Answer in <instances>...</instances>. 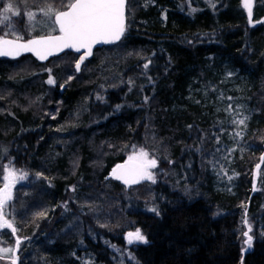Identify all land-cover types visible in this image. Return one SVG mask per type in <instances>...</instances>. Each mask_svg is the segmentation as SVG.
<instances>
[{"label": "trees", "instance_id": "obj_1", "mask_svg": "<svg viewBox=\"0 0 264 264\" xmlns=\"http://www.w3.org/2000/svg\"><path fill=\"white\" fill-rule=\"evenodd\" d=\"M16 1L59 11L70 2ZM207 1L127 0L123 38L79 70L82 54L69 50L45 62L0 57V187L6 162L25 177L9 202L15 235L25 237L19 264H59L77 238L109 263L108 247L124 245L116 235L134 228L147 239L129 247L136 264H264V0L254 1L251 23L241 0ZM18 21L24 40L48 34L24 13ZM229 68L243 78L247 106L234 194L215 192L209 177L229 115L208 104L214 93L190 99L192 83L216 90ZM133 146L158 159L155 183L107 177ZM246 214L253 244L243 252ZM0 234L14 244L11 230Z\"/></svg>", "mask_w": 264, "mask_h": 264}, {"label": "snow or ice", "instance_id": "obj_2", "mask_svg": "<svg viewBox=\"0 0 264 264\" xmlns=\"http://www.w3.org/2000/svg\"><path fill=\"white\" fill-rule=\"evenodd\" d=\"M243 7L247 10L251 23L252 0H243ZM66 8L67 10L59 11L49 6L41 10L44 16L54 17L53 30L58 31V35L49 33L46 36L26 41L22 36H16L15 39L0 37V56L15 58L23 52H30L38 59L45 60L65 49H72L76 52L84 50L76 64V68L79 70L84 59L92 54L93 45L120 40L125 32L126 0H70ZM3 11L5 13L12 12L13 6L9 4ZM13 15H19V13L13 12ZM28 18L30 21L34 18L31 12L28 13ZM8 19V16L4 15L0 19V24ZM47 82L54 83L51 78ZM238 123L244 124V120L241 119ZM261 161H264V155L261 156ZM156 167L157 160L149 158V153L143 147L137 150L136 146H133V154L128 156L125 163L116 165L110 175L116 180H121L125 185L138 184L141 181L155 183L151 169ZM259 167L260 165H257L258 169ZM3 173V186L0 187V229H10L11 233L15 235L17 228L14 221L7 218L8 207L9 202L13 199L15 182L23 180L25 177L23 174L17 175L9 165L3 167ZM151 211H155V209H151ZM245 223H247L246 218ZM250 231L249 227V231L243 232V236L246 237L244 243L248 246H251L252 242ZM126 239L128 244L146 242L139 229L134 233L129 232ZM20 243L21 241L17 238V247ZM9 253L12 254L10 264H17L16 251L12 248H0V259L6 258Z\"/></svg>", "mask_w": 264, "mask_h": 264}, {"label": "rangeland", "instance_id": "obj_3", "mask_svg": "<svg viewBox=\"0 0 264 264\" xmlns=\"http://www.w3.org/2000/svg\"><path fill=\"white\" fill-rule=\"evenodd\" d=\"M209 1L207 2L210 3ZM241 1L243 5V0ZM254 1L255 0H252V7H253ZM55 2L61 6V3H59V0H56ZM9 4L13 6V11L5 13L3 10L5 6ZM45 8L47 7L39 6L38 8H35V9L33 8L22 9L21 2L18 3L16 0H7L2 8L0 19H2L4 15L8 16L9 19L7 21H4V23L0 24V33L3 32V34H0V37L16 38V36H22L24 38V35H25L24 32H21L17 26L19 23L18 17L20 16V13H24L26 15V21L31 23L33 26L35 25L36 27H38V26H41V24L42 25L44 24L46 27H48L49 28V30H47L48 34L58 33V31L53 30L54 17H47L43 15L41 10ZM52 8H54V6H52ZM245 11L247 10L245 9ZM13 12H18L19 15H13ZM30 12L34 16V18L31 21L28 18V13ZM44 70L46 72H50L49 67L45 68ZM50 78L53 80V77H50ZM217 80H218L217 89L211 92L209 88L207 87V85H205V83L201 81L192 83V86L190 89V93L192 96L190 97V99H192L193 97L195 98L196 95L193 93L200 92L203 98H205L206 93L210 95L214 93L212 98L209 97V99H207L208 104L213 105L215 113L224 112L227 115H229V124L231 125V127L226 130V133L224 136L225 142L221 146L222 152L218 153L216 159L210 164L209 177H210V184L212 185V188L215 192L220 191L226 194H231V193L234 194L235 193V178L238 175L234 170L230 168V166L234 159V154L238 151L240 152L244 150V147L241 146V141H242V136H243V135L241 136V132L245 129L244 127H245L246 113H247V106L245 105V102L243 100V95H242L243 78L240 76H234L232 73V70L229 68V69H224L221 72H219L217 74ZM241 119L244 120V124L238 123V121ZM132 154L133 152L130 153L129 155H132ZM128 156H127V159H128ZM149 158L156 159L157 167H158V164H159L158 159L156 157H152L150 154H149ZM5 165H9L11 168L13 166V164L10 162H6ZM156 168L151 169L152 173L154 174V177H155ZM13 170L16 171L17 175L23 174L22 171H18L16 169H13ZM229 177H231V179H229ZM260 178H261V172L259 169L255 168V171L253 174V181L251 184L252 191L254 193L259 190H262L260 186V182H261ZM22 181L23 180L16 181L17 187L20 185L19 183H21ZM151 182L152 181H141L139 184L143 185V184H147ZM127 187H129V185ZM243 207L244 206L242 205L241 208ZM67 210L68 208H66L65 211ZM8 212H9L8 217H10L12 221H14L13 215L10 216L11 214L10 206L8 207ZM245 218L247 220V223H245V219H244V224H245L244 232L249 231V227L251 228L249 235L252 236V242H251V246H248L244 243V241L246 240V237L243 238V241H242L243 252L252 248V244H253L252 233L254 230V221H252L251 217H249L247 214L245 215ZM102 223L103 222L99 220L98 224H102ZM83 224L85 225L84 226L85 229L89 228V226L86 225L85 222H83ZM137 229L139 228L128 229L122 232L121 233L122 239H119L120 235H116L118 240L123 241L124 245L121 247H118L117 245H112L108 247L109 248L108 257L111 259L109 263H105L103 261H100V262L97 261L95 258L96 254H92V252L87 251L86 245L83 244V241H81L80 238H77V241L74 243V247H75L74 250L68 252L65 255L64 254L61 255L60 258L61 257L62 258L60 262L58 261V263L59 264H136V261L133 258V255L131 254L129 247L132 245L142 244L145 242H134L133 244H128L126 237L129 232L134 233ZM139 230L141 231V229ZM79 231L80 230H78V233ZM85 231H88V230H85ZM81 232L83 233L82 230L80 231V233ZM141 233L144 235L142 231ZM88 234L92 238H95L94 233L89 232ZM4 237H5L4 234H0V248H12V249L17 250L18 264H19L20 258H21L20 257L21 253L19 252V248L21 246V243L25 240V237L15 235L14 244L12 245H7V243L4 240ZM17 238L21 241L18 247L16 245ZM145 240L147 242L146 237H145ZM11 255L12 254L9 253L7 254L6 258L0 259V263L10 264Z\"/></svg>", "mask_w": 264, "mask_h": 264}, {"label": "water", "instance_id": "obj_4", "mask_svg": "<svg viewBox=\"0 0 264 264\" xmlns=\"http://www.w3.org/2000/svg\"><path fill=\"white\" fill-rule=\"evenodd\" d=\"M66 10H67V9H66ZM125 16H126V20H125V25H126L125 32H126V29H127V0H126V13H125ZM125 32H124V34H125ZM58 34H59V33H54L53 35H58ZM124 34L121 36L120 40L123 38ZM46 35H48V34H43V35L34 36V37L30 38V39H33V38H39V37H41V36H46ZM8 39H15V38H8ZM120 40H117V41H114V42H110V43H102V42H101V43H97V44L93 45V47H92V54L89 55V56H87L85 59H90V58L93 56L94 50H95L96 48L103 47V46H111V45H114V44L118 43ZM25 41H26V40H25ZM67 50L72 51V52L77 53V54H83V52H84V50H81L80 52H76L75 50H72V49H65V50L62 51V52H59V53H57V54H54V55L49 56V57H48L47 59H45V60H40V59H38L36 56H34V55H33L32 53H30V52H23V53H21L20 56L15 57V58L10 57V56H0V57L9 58V59H17V58H19V57H21V56H23V55L30 54V55H32L37 61H39V62H45V61L49 60L50 58H52V57H54V56H59V55H61L62 53H64V52L67 51ZM262 155H264V143H263V152H262L261 156H262ZM260 158H261V157H260ZM125 161H127V160H125ZM125 161L122 162V163H118V164H123V163H125ZM261 163H262V161H260V164H261ZM118 164H117V165H118ZM114 167H116V165H115ZM114 167H113V168H114ZM113 168H112V169H113ZM112 169L110 170V172H109L108 175H107L108 178H113V177L110 175L111 172H112ZM113 179H115V178H113ZM118 181H120L121 183H123L121 180H118ZM123 184H124V183H123ZM131 185H136V184H131ZM13 190H14V189H13ZM0 230H3V229H0ZM9 230H10V229H9ZM15 251H16L17 264H18L17 250H15ZM0 264H2V263H0Z\"/></svg>", "mask_w": 264, "mask_h": 264}]
</instances>
